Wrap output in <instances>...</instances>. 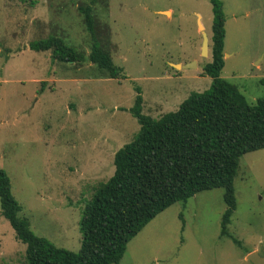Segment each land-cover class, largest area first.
Here are the masks:
<instances>
[{
  "label": "rangeland",
  "instance_id": "1",
  "mask_svg": "<svg viewBox=\"0 0 264 264\" xmlns=\"http://www.w3.org/2000/svg\"><path fill=\"white\" fill-rule=\"evenodd\" d=\"M225 19L220 77L248 104L264 96V0H220ZM90 0H0V169L9 177L19 216L31 231L74 253L79 221L99 185L114 174L115 153L137 136L130 112L139 90L142 114L176 111L192 93L209 90V0H97L100 39L125 79L97 77L90 64L53 61L30 49L51 35L89 52L78 8ZM202 33L209 41L202 52ZM196 67L177 70L172 64ZM223 189L202 191L151 220L119 264H252L264 254V149L239 159L236 209L222 236ZM238 240L239 245L233 240ZM26 246L1 216L0 264H25Z\"/></svg>",
  "mask_w": 264,
  "mask_h": 264
},
{
  "label": "trees",
  "instance_id": "2",
  "mask_svg": "<svg viewBox=\"0 0 264 264\" xmlns=\"http://www.w3.org/2000/svg\"><path fill=\"white\" fill-rule=\"evenodd\" d=\"M96 1L78 8L91 40L88 53L55 35L33 41L29 47L36 52L50 51L52 60L59 63L90 64L97 69V77L125 79L124 70L114 63L96 29L92 9ZM209 2L213 13L211 62L202 67V76L211 79L209 90L192 93L176 111L156 120L142 114V97L136 89L130 112L140 129L132 142L115 153L114 174L86 203L79 221L82 241L77 253L57 248L31 231L28 220L19 216L21 207L11 193L9 177L0 169L1 216L26 246L25 264H119L127 244L158 214L216 188L224 191L222 236L227 233L236 209L234 179L239 159L264 149V96L254 105L248 104L236 86L220 77L224 67L223 4Z\"/></svg>",
  "mask_w": 264,
  "mask_h": 264
},
{
  "label": "water",
  "instance_id": "3",
  "mask_svg": "<svg viewBox=\"0 0 264 264\" xmlns=\"http://www.w3.org/2000/svg\"><path fill=\"white\" fill-rule=\"evenodd\" d=\"M202 52L203 55L208 52L209 49V41L208 37L205 33H202ZM172 67L177 70L182 69H191L196 67L195 62H191L185 65H179V64H172ZM246 260L250 261L252 264H264V254L260 256L257 252H252L246 256Z\"/></svg>",
  "mask_w": 264,
  "mask_h": 264
},
{
  "label": "flooded vegetation",
  "instance_id": "4",
  "mask_svg": "<svg viewBox=\"0 0 264 264\" xmlns=\"http://www.w3.org/2000/svg\"><path fill=\"white\" fill-rule=\"evenodd\" d=\"M260 256H262V255H260Z\"/></svg>",
  "mask_w": 264,
  "mask_h": 264
}]
</instances>
